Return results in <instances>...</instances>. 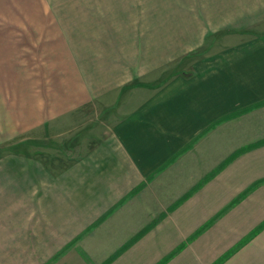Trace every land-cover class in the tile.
<instances>
[{
	"label": "crops",
	"instance_id": "crops-1",
	"mask_svg": "<svg viewBox=\"0 0 264 264\" xmlns=\"http://www.w3.org/2000/svg\"><path fill=\"white\" fill-rule=\"evenodd\" d=\"M112 1L99 14L85 13L75 30L60 29L53 69L37 73L43 63L19 62L32 114L39 111L43 125L96 103L123 111L102 142L60 172L27 155L0 158V264H264V145L237 157L135 239L146 224L124 225L139 231L118 243L128 244L119 253L116 246L92 251L105 240L83 237L92 228L96 235L121 229L117 210L134 190L214 124L264 102V33L246 38L264 26V0H188V13L172 10L170 24L162 12L153 14L151 39L148 26H135L127 0ZM218 36L230 42L220 41L223 47L194 62L190 74L156 82V72Z\"/></svg>",
	"mask_w": 264,
	"mask_h": 264
},
{
	"label": "rangeland",
	"instance_id": "rangeland-1",
	"mask_svg": "<svg viewBox=\"0 0 264 264\" xmlns=\"http://www.w3.org/2000/svg\"><path fill=\"white\" fill-rule=\"evenodd\" d=\"M9 1L13 3L0 4V18H2L0 19V158L9 153L27 155L60 172L70 164L81 160L92 147L102 142L109 134L110 127L121 116L123 109L121 107L120 110L121 104L109 108L105 102L96 103L65 119L51 118L49 124L43 125L37 108L36 116L32 114V99H28V95L29 98L32 97V92L30 93L29 89L28 93L27 81L21 79L24 76L19 72L25 69L20 70L19 62L20 64L38 63V66L43 63L42 67L33 70L37 73L53 69L49 66L60 60L58 58L62 50L57 43L59 36L62 37L60 29L65 27L68 30H75L78 20L84 18L85 13L99 14L113 1L64 0L68 3L48 5H20L14 2L26 0ZM126 3L127 9L130 7L132 11L135 26L143 30L148 26L150 29V39L151 29L157 23L153 14L162 12V20L165 18L163 22L170 24L171 21L166 19L172 10L188 13V0H127ZM263 31L264 26L260 30H248L246 38L264 33ZM220 41L225 44L230 42L226 36L211 38L205 47L184 55L164 70L156 72L158 78L156 82L166 81L178 73L190 74L194 70L192 66L194 62L204 60L206 56L214 54L223 47ZM46 79L47 77H44V81ZM38 85L40 84L37 82V88ZM40 95L37 93V97L41 98ZM37 101L39 105L40 100ZM229 116L191 141L175 159L143 183L145 191H139L136 193L138 196L123 203L124 209L120 207L117 210L119 213L116 214L115 219L117 225L122 226L121 229L110 226L100 229L97 235L93 228L84 233L83 237H93V239L101 237L105 240L101 249L96 245L91 246L90 249L105 252L107 249L111 251L116 246L118 249L116 254L119 253L128 244L118 246V243H121L123 238H128L130 233L136 234L139 231L138 228L124 229V225L130 222L146 224L147 227L140 229L132 238L135 239L162 215L172 212L178 203H183V200L206 178L219 173L238 152L258 144L263 146L264 103ZM252 150L254 149L250 151ZM77 249L84 252L81 242ZM83 255L91 263L88 255L86 253Z\"/></svg>",
	"mask_w": 264,
	"mask_h": 264
},
{
	"label": "trees",
	"instance_id": "trees-1",
	"mask_svg": "<svg viewBox=\"0 0 264 264\" xmlns=\"http://www.w3.org/2000/svg\"><path fill=\"white\" fill-rule=\"evenodd\" d=\"M264 102H262V103H259V104H256V105H254V106H251V107H249V108H253V107H257V106H259V105H261V104H263ZM237 113V112H236ZM234 115H235V113H234ZM230 116H228L227 118H229ZM263 145H264V143H263ZM258 147H261V145H255V146H252V147H247V148H245V149H243L242 151H240V152H238L232 159H231V161H228V163L226 164V165H224V167H222L221 168V170H223L224 168H226V166L228 165V164H230L232 161H234L237 157H239L240 155H242V154H244V153H246V152H248V151H250L251 149H255V148H258ZM220 170V171H221ZM218 174V173H217ZM215 175L216 174H214V175H210L208 178H206L205 179V181L203 182V183H207L208 181H210V179H212V178H214L215 177ZM145 187V184H142L139 188H137L136 190H134L133 192H132V194H131V196H133V195H135L136 193H138L139 191H141L143 188ZM156 223H158V221H156ZM74 246V243H72L71 245H69V246H67L66 248H64L59 254H57V256H55V258H54V261H56L62 254H64L66 251H68L71 247H73ZM84 257H85V255H84ZM113 261V259H111V260H109L106 264H109V263H111Z\"/></svg>",
	"mask_w": 264,
	"mask_h": 264
}]
</instances>
